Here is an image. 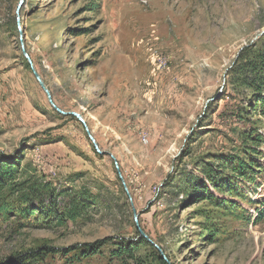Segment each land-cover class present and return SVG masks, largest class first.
Returning a JSON list of instances; mask_svg holds the SVG:
<instances>
[{"label": "rangeland", "instance_id": "374dc122", "mask_svg": "<svg viewBox=\"0 0 264 264\" xmlns=\"http://www.w3.org/2000/svg\"><path fill=\"white\" fill-rule=\"evenodd\" d=\"M17 2L0 0V158L49 185L46 206L77 213L28 226L10 214L0 264H264L251 217L264 99L243 83L264 75V0H24L25 49L98 151L38 85ZM232 156L256 162L253 185L223 169Z\"/></svg>", "mask_w": 264, "mask_h": 264}, {"label": "trees", "instance_id": "16d2710c", "mask_svg": "<svg viewBox=\"0 0 264 264\" xmlns=\"http://www.w3.org/2000/svg\"><path fill=\"white\" fill-rule=\"evenodd\" d=\"M28 64V63H27ZM29 66V65H28ZM259 68H255L252 71L253 75L245 78L243 83L248 86L254 88L261 94L259 98V103L264 99V75L259 74ZM263 69V68H262ZM70 117L76 119L74 116ZM77 120V119H76ZM78 121V120H77ZM80 123V122H79ZM254 133L246 134L244 137L246 139H251ZM257 140H259L257 138ZM259 154V153H258ZM1 156V155H0ZM228 161V166L223 167L230 168V172H232V178L237 179V183H248L253 185L255 183V167L256 162L254 160L248 161L245 158L239 156H232ZM225 163V162H224ZM21 164L18 159L11 158L9 160L6 157L0 158V221H7L9 219L10 214L15 218H19L25 220L21 225L28 226L32 223H36L39 221V215L41 213L45 214L48 218H57L62 219L64 216L74 219L76 217L77 207L75 204H72L67 210L60 211L55 210L53 205L46 206L43 202V199L51 196V188L46 183H41L38 181L29 180H20L17 181ZM208 173H212L210 168H207ZM213 174H207L208 180L211 179ZM202 181V180H201ZM204 182H202L203 184ZM214 186H216L214 184ZM239 187L233 189L231 187V192L236 191L238 195H241V192L238 190ZM255 189L251 190L252 194H255ZM204 191H202L203 193ZM12 199V201H9ZM258 206L255 208L254 215L251 216L254 221H262L264 220V196L261 200L257 201ZM30 219V220H29ZM140 241L147 242L145 238L140 236ZM98 243V242H97ZM96 243V244H97ZM30 254H34V252H30ZM30 256V255H29ZM29 256H26L27 258ZM24 257V258H26ZM160 262L164 263L163 259L159 256Z\"/></svg>", "mask_w": 264, "mask_h": 264}, {"label": "water", "instance_id": "95a60500", "mask_svg": "<svg viewBox=\"0 0 264 264\" xmlns=\"http://www.w3.org/2000/svg\"><path fill=\"white\" fill-rule=\"evenodd\" d=\"M23 1L24 0H18L17 2V5H16V20L18 21V24H17V29H18V32H19V42H20V48H21V53L23 55V57L26 59L36 81L38 82V85L40 86V88L42 89V91L44 92V94L46 95V98H47V101L48 103L50 104V106L55 110L57 111L58 113L62 114V115H71V116H74L78 122H80L88 136V138L91 140V142L93 143V146L95 147V149L98 151V147H97V144H96V141L94 139V137L92 136L87 124H86V121L85 119L83 118V116L78 113V112H75V111H63L61 110L58 106H56V104L54 103L53 99H52V95L50 93V90L48 89V87L46 86V84L44 83V81L42 80L41 76L39 75V73L36 71L35 67H34V64L28 54V52L26 51L25 49V46H24V38H23V33H22V30L20 28V25H19V18H18V12L20 11V8L21 6L23 5ZM118 168V167H117ZM119 176L121 178V175L119 173ZM127 190V189H126ZM135 219H136V216H135ZM139 232H140V235L145 238L146 240L150 241L148 239V237L142 232V230L139 229Z\"/></svg>", "mask_w": 264, "mask_h": 264}]
</instances>
